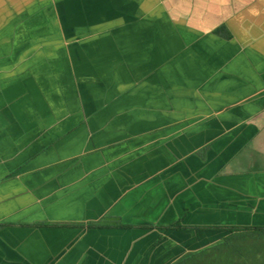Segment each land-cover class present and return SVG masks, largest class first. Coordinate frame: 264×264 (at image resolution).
Listing matches in <instances>:
<instances>
[{
    "label": "crops",
    "instance_id": "obj_1",
    "mask_svg": "<svg viewBox=\"0 0 264 264\" xmlns=\"http://www.w3.org/2000/svg\"><path fill=\"white\" fill-rule=\"evenodd\" d=\"M0 224V264L264 225V0H0Z\"/></svg>",
    "mask_w": 264,
    "mask_h": 264
},
{
    "label": "trees",
    "instance_id": "obj_2",
    "mask_svg": "<svg viewBox=\"0 0 264 264\" xmlns=\"http://www.w3.org/2000/svg\"><path fill=\"white\" fill-rule=\"evenodd\" d=\"M3 226L5 224H0V228ZM99 226L102 225L94 222L88 224V227ZM171 227L183 226L177 222ZM207 228L225 231L227 234L215 243L185 253L171 264H264V225Z\"/></svg>",
    "mask_w": 264,
    "mask_h": 264
}]
</instances>
